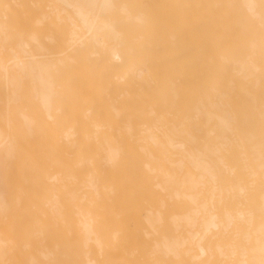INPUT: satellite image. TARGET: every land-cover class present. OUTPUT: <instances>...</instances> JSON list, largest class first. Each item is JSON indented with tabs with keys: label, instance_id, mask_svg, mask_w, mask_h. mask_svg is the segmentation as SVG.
Wrapping results in <instances>:
<instances>
[{
	"label": "bare ground",
	"instance_id": "obj_1",
	"mask_svg": "<svg viewBox=\"0 0 264 264\" xmlns=\"http://www.w3.org/2000/svg\"><path fill=\"white\" fill-rule=\"evenodd\" d=\"M206 2L0 0V264H264V0Z\"/></svg>",
	"mask_w": 264,
	"mask_h": 264
},
{
	"label": "rangeland",
	"instance_id": "obj_2",
	"mask_svg": "<svg viewBox=\"0 0 264 264\" xmlns=\"http://www.w3.org/2000/svg\"><path fill=\"white\" fill-rule=\"evenodd\" d=\"M264 8V7H263ZM240 15V16H239ZM242 14H239V10L237 8V0H207L206 2V7L203 9V12H202V17L200 18L201 21L204 23V25L206 26L208 32H209V35L211 33H213L216 37L220 36V38L222 37V40L219 42L218 40V45H211V37L209 36V40H208V48H215L217 49L218 47L220 48H228V46L226 47V42L228 41V38L230 40V38L233 40V38H236L235 36L232 38L229 34L231 33V29L235 30L237 32V29H236V26L234 28V25L237 24V25H240V23L238 22H241V24H244L245 27H241V26H238L240 29V34H242V28H246V26L250 27L248 29H250L249 33L252 32L254 30L253 28V23L251 26H249L251 23H246V21L244 20V17L241 16ZM238 17V18H237ZM237 19L238 22H237ZM246 19V18H245ZM242 20L243 22L245 23H242ZM248 20V19H246ZM250 21V20H249ZM225 24H228L227 26L229 27H226ZM222 25H225V26H222ZM226 27V28H225ZM252 27V28H251ZM222 28V30H220ZM224 28V29H223ZM228 29V30H227ZM231 31H230V30ZM253 29V30H252ZM225 30V32H224ZM252 30V31H251ZM222 31H223V35H222ZM248 31V30H247ZM221 32V35H218L219 33ZM227 32V33H226ZM230 32V33H229ZM246 31H244L243 33H245ZM225 33V34H224ZM234 33V32H232ZM231 33V34H232ZM247 33V32H246ZM254 32H252L253 34ZM251 34V33H250ZM250 34H247L248 36ZM236 35V34H235ZM238 35V34H237ZM245 35V34H244ZM246 35V37H247ZM230 36V37H229ZM213 36V39L216 38ZM238 37V36H237ZM239 37H241L239 35ZM238 37V38H239ZM243 37V35H242ZM245 37V38H246ZM224 38H227V40L225 41ZM248 38V37H247ZM252 35L251 37H249V39H246V40H241V39H237L236 41H240L242 43V41L246 42L247 40L249 41H252ZM243 39V38H242ZM251 39V40H250ZM215 41V40H214ZM224 41H225V45L224 44ZM232 41H228L229 43V47L232 45ZM231 42V43H230ZM247 44V43H245ZM244 44V45H245ZM243 43L241 45L238 44L237 46V49H238V53H237V56L238 57H246L248 55L247 51H246V46H244ZM248 46V45H247ZM240 55V56H239ZM249 55H251L249 53ZM248 55V56H249ZM251 57V56H250Z\"/></svg>",
	"mask_w": 264,
	"mask_h": 264
}]
</instances>
